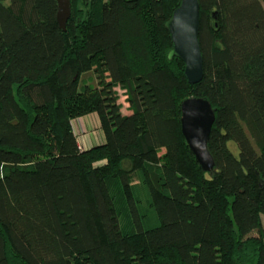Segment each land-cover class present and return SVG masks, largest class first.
Masks as SVG:
<instances>
[{
	"label": "trees",
	"instance_id": "1",
	"mask_svg": "<svg viewBox=\"0 0 264 264\" xmlns=\"http://www.w3.org/2000/svg\"><path fill=\"white\" fill-rule=\"evenodd\" d=\"M179 2L69 0L63 31L56 0H0V264H264V0H198L195 84L169 55ZM192 96L214 111L211 172L180 131ZM91 113L104 141L82 149Z\"/></svg>",
	"mask_w": 264,
	"mask_h": 264
},
{
	"label": "water",
	"instance_id": "2",
	"mask_svg": "<svg viewBox=\"0 0 264 264\" xmlns=\"http://www.w3.org/2000/svg\"><path fill=\"white\" fill-rule=\"evenodd\" d=\"M56 22L65 30L70 15L69 0H56ZM215 13H213V16ZM172 48L169 55L179 58L184 64V76L189 84L198 83L203 75L202 56L198 41V0H180L165 24ZM180 131L192 152L195 161L204 172L214 168L207 141L214 122V111L210 103L201 97H188L180 104Z\"/></svg>",
	"mask_w": 264,
	"mask_h": 264
},
{
	"label": "rangeland",
	"instance_id": "3",
	"mask_svg": "<svg viewBox=\"0 0 264 264\" xmlns=\"http://www.w3.org/2000/svg\"><path fill=\"white\" fill-rule=\"evenodd\" d=\"M264 6V2H263ZM93 78L91 75L86 79L88 82ZM114 90L117 94V102L121 105V112L123 114L128 111V103L126 101V93L125 91L119 87H114ZM89 128V127H88ZM87 128V129H88ZM230 150L234 155L237 156V147L234 143L230 142L228 144ZM131 190L133 196L136 200L138 212L141 214V226L143 229H150L156 227L158 225V219L155 214V210L150 202V195L146 184L142 181V173L141 171L135 172L131 177ZM262 225L264 228V216L261 217Z\"/></svg>",
	"mask_w": 264,
	"mask_h": 264
},
{
	"label": "crops",
	"instance_id": "4",
	"mask_svg": "<svg viewBox=\"0 0 264 264\" xmlns=\"http://www.w3.org/2000/svg\"><path fill=\"white\" fill-rule=\"evenodd\" d=\"M127 113H129V110ZM72 127L77 136V143L82 149H87L104 141V135L96 113L72 120Z\"/></svg>",
	"mask_w": 264,
	"mask_h": 264
}]
</instances>
